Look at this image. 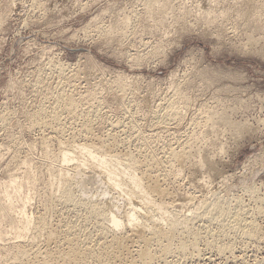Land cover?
<instances>
[{
  "label": "rangeland",
  "instance_id": "obj_1",
  "mask_svg": "<svg viewBox=\"0 0 264 264\" xmlns=\"http://www.w3.org/2000/svg\"><path fill=\"white\" fill-rule=\"evenodd\" d=\"M148 2L153 3L151 0ZM148 2L0 0V189L5 188L13 178L11 176L22 175V178L26 175L23 173L28 166V172L36 178V186L32 193L30 185L26 184L27 193L42 192L41 188L49 180L42 142L49 137L46 140H50V150L57 153L61 135L65 134L62 138L74 136L76 141L82 140V125L89 119L93 133L90 131L88 137L92 139L91 143L103 142L116 154L126 155L129 151L138 157L149 158L156 153L163 158L172 147L176 150L192 149V158L196 161L190 158L184 169L181 168L184 175H173L166 167H163L166 170L161 168L163 173L158 171L162 184H165L164 189L175 200L171 202V211L174 209V212L181 211L195 217L204 202L211 203L210 199L213 200L217 193L223 195L231 207H236L234 200L240 196L242 207L261 211L258 216L252 214V210L248 216L254 217L258 224L259 237L244 241L239 235L226 233V237L222 234L218 240L231 249L222 255L208 248L207 241L202 239L201 256L189 255L190 261L187 259L186 264H264V0H163V6L169 3L166 6L175 10V15L171 11L175 17L168 8L161 9V5L151 4V10ZM156 13H161V17ZM122 19H128L130 24L126 22L125 26ZM54 64L68 69L66 76L75 75V79L59 85L58 76L53 71ZM123 84L128 86L125 85L126 90ZM121 85L125 91H118ZM55 92L80 99L81 105L77 101L78 106L83 109L79 111V119L72 120L65 114L66 120L63 121L62 117L60 124L67 131L60 135L54 130L30 127L39 111L48 110V114L53 110L57 101L55 94H58ZM89 92L99 96L94 98L90 94L96 101L100 100L98 104L95 101L94 106L101 107L95 113L97 116L91 115L92 119L91 116L85 117L93 100ZM82 94L86 96L81 98ZM85 97L86 101L83 100ZM168 103L178 108L174 112H177L174 114L176 118L165 114L164 107ZM82 117L83 122L80 121ZM76 122L80 125H74ZM80 128L82 136L78 135ZM109 133L114 135L113 141ZM196 147L203 152H198L204 162L201 161L202 164L193 151L197 150ZM210 163L213 164L210 166ZM2 183L6 184L2 186ZM203 191L205 194L208 192L207 200L202 196ZM1 193L0 196L6 195V192ZM34 198L26 208L32 216L39 206L37 198ZM15 204L18 207L20 203L15 201ZM18 208L16 210L20 212L21 206ZM16 210H12V216L8 215L0 224L4 232L11 229V220L19 219ZM66 213L60 220L62 226L77 220L73 211ZM197 220L193 221L194 226L201 227L202 222ZM44 240L37 244L41 251L46 247ZM56 247L53 246L52 250ZM170 260L178 261L177 258Z\"/></svg>",
  "mask_w": 264,
  "mask_h": 264
},
{
  "label": "bare ground",
  "instance_id": "obj_2",
  "mask_svg": "<svg viewBox=\"0 0 264 264\" xmlns=\"http://www.w3.org/2000/svg\"><path fill=\"white\" fill-rule=\"evenodd\" d=\"M151 1L153 3H149L150 1L148 2L147 0L148 4H150L149 5L150 7H151V4H157L159 6L161 5L160 7L161 9L163 7H166L169 9L171 13L172 10L170 9L172 8H169L168 6H166L169 3L166 4L165 6L162 5L166 3V1H164V3H162L163 0H151ZM170 5H171V1H170ZM154 8L155 7H153V10L154 12H156L157 10H155ZM156 8L158 9V7ZM168 9L166 10L168 11ZM151 10H152V7H151ZM169 11L166 13L168 14ZM174 11L175 10H173L172 13ZM161 13H159L160 15L156 13V15L161 17L162 15ZM174 15H175V12H174ZM167 16L168 15H166V17ZM118 17L121 20V17L120 16ZM164 18L162 17V19ZM124 19H126V17ZM162 19L160 20L161 23H162ZM127 20H124L123 22L125 26H127L126 22L128 23L130 22ZM166 21H167V18H166ZM115 27L117 28V26ZM106 30L107 29L105 28V31ZM118 30L119 29H117V31ZM118 33L120 32L118 31ZM109 36H112V35L109 34ZM53 71L58 76V79L60 82V83L58 82L59 85L61 84L65 85L66 82L68 83L75 76L74 75L73 77H71L69 75V77H67L66 71H68V69L64 68L62 65L54 64ZM118 86L116 85L117 88ZM124 86L121 85L120 90H118L119 88L117 90L118 91H121L124 89L126 90L127 85L125 86V88ZM63 90H66V89H63ZM55 93H58V92H55ZM59 94L60 93H58L57 96L55 94L57 101L55 100L56 103L53 105L55 107L51 105V107H53V110H49V113L50 111H52L51 115L49 113L47 114L48 110L39 111L37 114H35L36 116H34V120L30 127L34 129L40 128L46 131L54 130L53 131L54 133L60 135L63 133V131L65 132V130L67 129L66 127H65L66 129H63L61 125L62 124L61 121L63 120L62 117L64 118L65 114L69 115L65 117L70 118L71 116L70 119L72 120L75 119L76 117L78 118L79 111L83 110L81 109V106H80L81 110L79 109V106H78V102L80 99L78 100L74 99L75 97L73 98L71 95L66 96V94L64 93L63 94L65 95V97L62 94L60 95ZM88 94H89L90 99L92 97L95 98L96 96H98L96 95L97 93H95L96 96H93L92 93L90 92ZM90 94L92 95V97L90 96ZM99 95L101 94L99 93ZM84 96L86 95H83V96L80 95L81 98ZM89 97L87 96L88 99ZM183 97H185V95ZM121 98L123 97L121 96ZM83 100L86 101V97L85 99L83 98ZM98 100L99 98L97 99V101L95 99L91 100V102L89 101L90 102L89 105H91V107L89 106L87 110V113H88L87 115L84 112H81L82 114L84 113L86 115L85 117L87 119H88L87 116L89 117L91 115L97 116L95 113L98 112L99 108L98 106H94V103L95 101L96 103L100 102V100L99 101ZM85 108L87 109L86 105H85ZM176 108L177 107L175 105L168 103V106L164 107V111L166 112L165 114L169 115L170 117L171 116L175 117L174 114H176L177 112L176 113L174 112L175 110L177 111L178 109ZM178 114L180 113L178 112ZM167 117L168 116H166V118ZM170 117H168V119ZM90 118L92 119V116ZM91 119L90 121H92ZM65 120L66 118H64L63 121ZM82 120H83V117L80 121ZM85 121L87 120L85 119ZM70 122L71 121H69V123ZM66 123H63L65 124L64 126H66ZM84 124L85 125L83 126L81 123L83 127L82 132L84 134V137H82V140L79 139L80 142L79 140L76 141V138L74 136L73 137L67 136L68 137V138L66 137L67 139L65 137L62 138V135H63L62 134L61 140L58 141L59 151L57 153H53L54 151L52 152V150H50V145H49L50 140L48 139L49 142L48 140H46L49 137L45 139L46 142H42L44 143V146H45L44 147L45 149L43 150L45 151V154H43V157L45 155V159L47 160V162L45 161L47 163V164L45 163L47 165L46 166L47 169L45 168V171L47 170L46 173H48L49 175V178H48L49 180L46 179L48 180L47 183H45L43 185V188H41L43 189L41 190L42 192H38L40 190L36 188V190H38L37 191L38 193H36V191L34 192V195L31 193L30 194L27 193L29 190L30 192L33 193V190L36 186L35 185L36 178L32 176V173L28 172V169H29L28 166H27L26 171L24 170L25 172L23 173L26 175H24L22 178H21L22 175L20 177L16 175L11 176L13 178L10 177L11 178L10 182L7 184L5 183L6 186L5 188L3 187V189L6 190L5 191L6 195L2 194L5 192L0 191V193L2 192L1 194L3 196L5 195L4 197L0 196V224L6 220V217L12 216L11 215L12 210L19 209L18 207L20 206L22 208L19 210L20 212L16 210L17 215L19 214L18 216L20 217L19 219H16L15 217H13L16 220L13 219L11 220V222H9V224L11 223L10 224L11 229L8 232L7 231L4 232L0 228V264H157L158 262H163L166 264H176L178 261H179L178 262L179 264H186L185 262L189 258V255L197 254L198 257L201 256L200 255V244H201L202 239H205V241H207V243L205 244L208 248L210 249L212 248V250H216L219 254L222 255L226 251H231L230 246L228 244H222L218 240L220 239L218 237H220V235L222 234L224 235L226 233H229V235H231L230 233H232L235 235H239L241 239H243L244 241L245 240L250 241L253 238L259 237L260 231H259L258 224H256L255 220L253 219L254 217L253 218L248 217L251 214L250 211H252L253 209L247 210L246 208L242 207L241 206L242 199H240V196L239 198L238 197H236V199L234 198L236 200V201L234 200V202H237L236 207L235 206L231 207L230 205H228L229 203L226 204L225 200L223 199L224 198L223 195L219 196L217 193L213 196V200L210 199L212 201L211 203L203 201L205 204L204 206L202 205V209L200 208L201 210L195 214V217L194 216L191 217L190 215H187L181 211L180 213L178 211L174 212L175 211L174 209L171 211V208L173 206L170 207V205L172 204L171 202L173 201L174 198H172L170 196V193L166 189H164L165 184H162L163 181L158 171L160 170V172H162L164 169L166 170L167 168V171L169 169V172H172L173 175L180 177L181 172L184 171L182 170L184 169L183 168L184 165L189 161L190 158H192V154H191L192 149L190 151L186 150L187 148L176 150L172 147L169 150V152L166 151V154L164 153L165 156L163 158L156 155V153L155 155H151L149 158H146V157L142 158V156L138 157L139 155L136 156L134 154L129 153V151L126 153V155L121 154V152L116 154L117 152L114 153V151L112 150L113 148L110 149L106 147V145L102 144L103 142L97 143V144L91 143L92 139L91 140L89 139L90 138L89 135H90V131L92 130L90 127L92 123L89 122V119H88L87 123L84 122ZM72 125L73 124H71V126ZM74 125H80V124L77 123ZM71 126H67V127L71 128ZM112 126H115V125H112ZM80 131H81V128L79 129L78 132ZM56 134L55 136L57 137L58 135ZM83 134H81L80 132V134L78 135L82 136ZM78 135L77 136L75 135V136L78 137ZM112 135L113 134H110L109 136L111 139H112ZM63 136H65V134ZM102 141H103V138H102ZM112 141L110 143H112ZM195 141L197 140L195 139ZM115 142L116 140H114V143ZM110 143H108V146ZM199 148L200 147L198 148L196 147L197 150H193V151L197 153L196 157L198 156L197 158H199V161L201 163L202 158L201 156H199L200 155L199 153H203V152L202 150H200L201 152H199L198 150ZM213 148L215 149V147ZM140 154L142 155V153ZM210 154L207 153L206 155H210ZM206 157L204 158L206 159ZM199 161H198V164H199ZM212 164L210 163V166ZM215 166L216 165H214L213 168ZM24 167H26V165ZM163 167H166V168L163 169ZM161 168L163 169L162 171H161ZM193 168L194 170H198V169H195V167ZM197 168L201 169V167H197ZM213 168L211 167V170H210L211 173H212ZM216 169L217 171L219 170L218 168ZM22 171L23 170H21V172ZM35 174L37 173L35 172ZM206 178H208V176ZM5 184H3L2 186H4ZM26 184L30 185L29 190L26 187L27 186ZM197 184H198V181H197ZM0 188H1V185H0ZM26 188L27 190L24 191V189ZM3 189H0V190H3ZM204 191H207V190H204ZM251 191L252 190H250V192ZM207 193L208 192H206V194L205 193L202 194V196L204 195L206 200L209 198V197L207 198ZM33 197L37 198L38 200L37 202L39 203V206H38L39 208L37 207L36 213L32 216L31 214L29 215V213L26 211V208L28 204L31 203L30 201L33 200ZM231 200H232V197H231ZM15 201L17 203H20L21 205L19 204L18 207L17 206L15 207L16 205ZM6 202L9 204H7ZM184 203L186 202L184 201ZM69 210L75 213V217L77 216L76 217L77 220L76 219H74L76 221L71 220L69 223L66 222L67 224L65 223L66 225L62 226V224L60 223L61 217L62 215H64V213H66V211H69ZM253 212L252 214H256V215L261 213L260 210H256V212L254 213ZM12 214H15V213H12ZM66 217H63L62 219ZM196 219L202 222L203 225H201V227L194 226L193 221ZM55 222L58 224V225L56 224L57 225L56 227H54ZM9 236H12V238H10ZM41 238L42 239L44 238L45 240L44 239L43 240L46 242L45 243L46 247H44L45 249L43 248L44 250L42 251L38 249L39 240L40 242L43 241L41 240ZM56 245H57L56 250H54L55 248L54 247L53 248L54 251H53L52 247ZM170 258L172 259L177 258L178 261H176V263H174V261L170 262L171 261ZM188 260L190 261V259Z\"/></svg>",
  "mask_w": 264,
  "mask_h": 264
}]
</instances>
